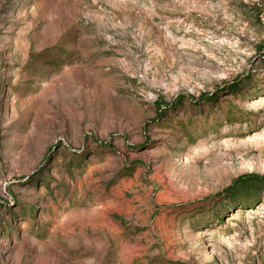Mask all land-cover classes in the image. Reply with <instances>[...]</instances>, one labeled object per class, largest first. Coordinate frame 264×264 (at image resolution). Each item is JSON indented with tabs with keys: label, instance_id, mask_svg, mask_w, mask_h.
Returning <instances> with one entry per match:
<instances>
[{
	"label": "rangeland",
	"instance_id": "rangeland-1",
	"mask_svg": "<svg viewBox=\"0 0 264 264\" xmlns=\"http://www.w3.org/2000/svg\"><path fill=\"white\" fill-rule=\"evenodd\" d=\"M249 175L264 0H0V264H264Z\"/></svg>",
	"mask_w": 264,
	"mask_h": 264
},
{
	"label": "trees",
	"instance_id": "trees-1",
	"mask_svg": "<svg viewBox=\"0 0 264 264\" xmlns=\"http://www.w3.org/2000/svg\"><path fill=\"white\" fill-rule=\"evenodd\" d=\"M205 99H211V97H208V98L206 97ZM250 177H251V178L260 179V180H264L263 177H259V176H255V175H254V176H250V175H249V178H250Z\"/></svg>",
	"mask_w": 264,
	"mask_h": 264
}]
</instances>
